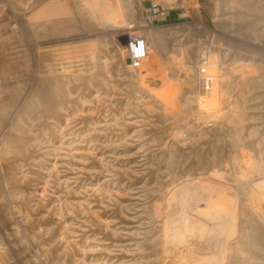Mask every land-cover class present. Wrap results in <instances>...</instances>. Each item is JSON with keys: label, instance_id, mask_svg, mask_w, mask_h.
<instances>
[{"label": "rangeland", "instance_id": "rangeland-1", "mask_svg": "<svg viewBox=\"0 0 264 264\" xmlns=\"http://www.w3.org/2000/svg\"><path fill=\"white\" fill-rule=\"evenodd\" d=\"M150 1L0 0V264H264V0Z\"/></svg>", "mask_w": 264, "mask_h": 264}, {"label": "built area", "instance_id": "built-area-1", "mask_svg": "<svg viewBox=\"0 0 264 264\" xmlns=\"http://www.w3.org/2000/svg\"><path fill=\"white\" fill-rule=\"evenodd\" d=\"M160 13L159 4L152 0L146 5L144 13V23L146 25L152 24ZM127 58L131 60V68L134 70H141L149 58V44L141 33L128 34V43L126 46ZM201 65H206L207 60L204 55L201 56ZM200 86L204 91L211 90L212 80L205 74L200 77Z\"/></svg>", "mask_w": 264, "mask_h": 264}, {"label": "bare ground", "instance_id": "bare-ground-1", "mask_svg": "<svg viewBox=\"0 0 264 264\" xmlns=\"http://www.w3.org/2000/svg\"><path fill=\"white\" fill-rule=\"evenodd\" d=\"M206 59H207V58H206ZM207 61H208V60H207ZM207 65H208V64H207ZM205 67H206V65H205ZM213 83H214V82H213V80H212V87H213ZM211 89H212V88H211ZM180 185H181V184H180ZM182 185H183V183H182ZM184 185H185V184H184ZM179 187H180V186H179ZM180 189H181V188H180ZM178 191H179V190H178ZM176 192H177V191H176ZM173 194H174V193H173ZM211 208H212V207H211ZM211 208H210V209H211ZM210 213H211V212H210ZM209 215H210V214H209Z\"/></svg>", "mask_w": 264, "mask_h": 264}, {"label": "water", "instance_id": "water-1", "mask_svg": "<svg viewBox=\"0 0 264 264\" xmlns=\"http://www.w3.org/2000/svg\"><path fill=\"white\" fill-rule=\"evenodd\" d=\"M126 63L129 65V64H131V60L130 59H127L126 60Z\"/></svg>", "mask_w": 264, "mask_h": 264}, {"label": "crops", "instance_id": "crops-1", "mask_svg": "<svg viewBox=\"0 0 264 264\" xmlns=\"http://www.w3.org/2000/svg\"><path fill=\"white\" fill-rule=\"evenodd\" d=\"M71 13V12H70ZM66 15V14H65ZM69 15V14H68ZM73 16V13H71V17ZM61 17H63V16H61Z\"/></svg>", "mask_w": 264, "mask_h": 264}]
</instances>
